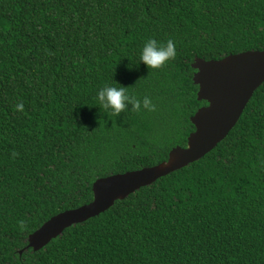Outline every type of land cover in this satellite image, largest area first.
<instances>
[{
  "label": "trees",
  "instance_id": "16d2710c",
  "mask_svg": "<svg viewBox=\"0 0 264 264\" xmlns=\"http://www.w3.org/2000/svg\"><path fill=\"white\" fill-rule=\"evenodd\" d=\"M149 38L173 40L175 59L147 69ZM260 49L264 0H0V264H264V83L203 157L19 253L96 179L186 145L206 104L195 57ZM106 84L156 110L111 115Z\"/></svg>",
  "mask_w": 264,
  "mask_h": 264
},
{
  "label": "water",
  "instance_id": "95a60500",
  "mask_svg": "<svg viewBox=\"0 0 264 264\" xmlns=\"http://www.w3.org/2000/svg\"><path fill=\"white\" fill-rule=\"evenodd\" d=\"M193 83L197 100L206 104L190 117L194 130L185 146H174L167 159L140 169L100 177L92 183L89 203L52 216L27 236V249L38 251L64 229L82 223L108 210L141 187L148 186L188 164L197 161L222 141L236 125L254 91L264 83V49L247 50L220 59L195 57Z\"/></svg>",
  "mask_w": 264,
  "mask_h": 264
},
{
  "label": "clouds",
  "instance_id": "9594fccd",
  "mask_svg": "<svg viewBox=\"0 0 264 264\" xmlns=\"http://www.w3.org/2000/svg\"><path fill=\"white\" fill-rule=\"evenodd\" d=\"M176 45L169 39L166 43L157 41L154 38L147 39L139 52V62H142L147 69H160L176 57ZM96 102L100 108L110 112L113 116L128 109L131 105L133 111L139 113L142 110L154 112L156 110L151 98L145 96L139 99L136 95L129 93L127 87L106 84L99 88L96 93ZM18 110L23 105H17ZM21 222V227H23Z\"/></svg>",
  "mask_w": 264,
  "mask_h": 264
}]
</instances>
